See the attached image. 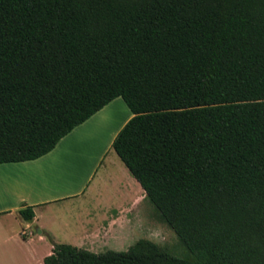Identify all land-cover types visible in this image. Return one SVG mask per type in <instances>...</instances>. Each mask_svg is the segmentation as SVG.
I'll return each mask as SVG.
<instances>
[{
    "label": "trees",
    "instance_id": "16d2710c",
    "mask_svg": "<svg viewBox=\"0 0 264 264\" xmlns=\"http://www.w3.org/2000/svg\"><path fill=\"white\" fill-rule=\"evenodd\" d=\"M117 97L113 151L184 254L52 242L44 264H264V0H0V163Z\"/></svg>",
    "mask_w": 264,
    "mask_h": 264
},
{
    "label": "crops",
    "instance_id": "0c3cea01",
    "mask_svg": "<svg viewBox=\"0 0 264 264\" xmlns=\"http://www.w3.org/2000/svg\"><path fill=\"white\" fill-rule=\"evenodd\" d=\"M126 107L117 97L74 127L48 153L0 163L1 264H44L52 242L61 240L96 252L93 247L99 242L124 230L126 211L140 203L144 190L126 166L124 181L112 188L104 183L117 180V175L110 168L102 173L100 169L108 165L112 141L132 116ZM78 160L83 162L78 165ZM24 206H32L30 221L19 213Z\"/></svg>",
    "mask_w": 264,
    "mask_h": 264
},
{
    "label": "rangeland",
    "instance_id": "374dc122",
    "mask_svg": "<svg viewBox=\"0 0 264 264\" xmlns=\"http://www.w3.org/2000/svg\"><path fill=\"white\" fill-rule=\"evenodd\" d=\"M113 150L114 149L111 148L110 153L107 156L108 165L105 168L100 169V172L102 173L104 170L110 168L118 177L117 180H115L116 182L113 180H106L104 185L109 188H112L113 186L115 187V185L117 186V184L121 183L120 181H124L122 169L126 170L125 165ZM82 162L83 161L79 162L78 165ZM77 169L80 171L81 167L79 166ZM142 198L143 199H141L140 203L136 204L133 209L126 211L125 217L123 218L124 230L118 231L110 240L99 242V244L93 247L96 253L105 252L107 250L125 251L135 242V240L137 241L138 239L144 238L155 242L175 256L181 257L184 254V249L181 246L178 237L161 219L155 207L149 203L144 196ZM34 231H36L35 228ZM60 243L67 242L61 240ZM3 264L10 263L7 261Z\"/></svg>",
    "mask_w": 264,
    "mask_h": 264
}]
</instances>
